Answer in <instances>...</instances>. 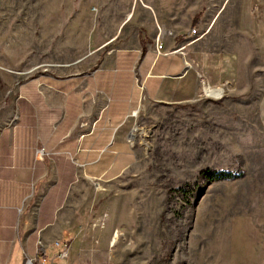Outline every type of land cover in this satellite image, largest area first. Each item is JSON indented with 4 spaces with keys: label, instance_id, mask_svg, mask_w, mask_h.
Segmentation results:
<instances>
[{
    "label": "rangeland",
    "instance_id": "1",
    "mask_svg": "<svg viewBox=\"0 0 264 264\" xmlns=\"http://www.w3.org/2000/svg\"><path fill=\"white\" fill-rule=\"evenodd\" d=\"M240 5L0 0L2 90L42 70H90L144 29L163 49L173 36H189L179 53L197 76L193 101L147 106L131 131L135 163L110 182L86 183L70 199L79 210L73 226L83 230L81 242L97 264H264V54L240 28ZM218 88L220 96L207 95ZM218 171L238 176L209 177Z\"/></svg>",
    "mask_w": 264,
    "mask_h": 264
},
{
    "label": "crops",
    "instance_id": "2",
    "mask_svg": "<svg viewBox=\"0 0 264 264\" xmlns=\"http://www.w3.org/2000/svg\"><path fill=\"white\" fill-rule=\"evenodd\" d=\"M239 21L264 54V0H241ZM138 36L85 72L42 70L0 87V264H97L81 242L83 230L73 226L74 191L110 182L135 163L131 131L147 106L186 104L198 91L179 53L191 44L188 35L173 36L159 51L150 30ZM258 112L264 126V96ZM64 243L67 259L58 260Z\"/></svg>",
    "mask_w": 264,
    "mask_h": 264
},
{
    "label": "built area",
    "instance_id": "3",
    "mask_svg": "<svg viewBox=\"0 0 264 264\" xmlns=\"http://www.w3.org/2000/svg\"><path fill=\"white\" fill-rule=\"evenodd\" d=\"M191 33L195 34L196 30L192 29ZM200 37H201V35H198L197 37L194 38V40H197ZM156 49H157V51L161 50L162 49V44L161 43L160 44H156ZM170 52H173V51H170ZM43 154H44L43 148L37 149V151H36L37 157H41ZM55 244L58 245L59 242H55ZM67 255H68V245L66 243H64L62 249L58 253V260H65ZM25 264H36V262L34 261V259L27 258L25 260Z\"/></svg>",
    "mask_w": 264,
    "mask_h": 264
},
{
    "label": "bare ground",
    "instance_id": "4",
    "mask_svg": "<svg viewBox=\"0 0 264 264\" xmlns=\"http://www.w3.org/2000/svg\"><path fill=\"white\" fill-rule=\"evenodd\" d=\"M222 92H223V89L222 88H218V89H216V90H206V93H207V95H211V96H220L221 94H222ZM138 128V127H137ZM142 131V130H141ZM133 132H137V129L136 128H134L133 129ZM146 135L147 134H143V136L144 137H146ZM118 238V233H117V231L116 232H114V234H113V236H112V238H111V241H110V243L111 244H114L115 243V241H116V239Z\"/></svg>",
    "mask_w": 264,
    "mask_h": 264
},
{
    "label": "trees",
    "instance_id": "5",
    "mask_svg": "<svg viewBox=\"0 0 264 264\" xmlns=\"http://www.w3.org/2000/svg\"><path fill=\"white\" fill-rule=\"evenodd\" d=\"M198 22V18L194 20V23ZM238 175H234L229 171H218V172H211L210 178H219V179H227V178H234Z\"/></svg>",
    "mask_w": 264,
    "mask_h": 264
}]
</instances>
